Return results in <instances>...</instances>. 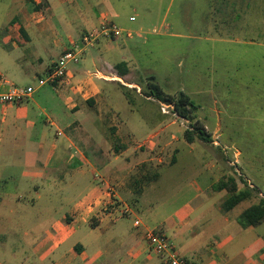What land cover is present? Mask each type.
Here are the masks:
<instances>
[{
    "label": "rangeland",
    "instance_id": "obj_1",
    "mask_svg": "<svg viewBox=\"0 0 264 264\" xmlns=\"http://www.w3.org/2000/svg\"><path fill=\"white\" fill-rule=\"evenodd\" d=\"M67 1L56 7L54 0H0V74L5 80L14 82L19 88H34L38 80L46 76L43 74L36 81L14 77L8 63L12 49L1 44L11 26L21 34L16 25L22 22L29 23V29L42 24L47 31L54 32L50 36L51 42L56 39L66 47L84 48L80 40L94 28H84V23L70 21L76 30L74 37H68L60 16L67 14L70 17L76 11L71 0ZM101 1V7L112 13L114 24L124 30L136 31L140 36L117 40L100 37L93 46L85 47L80 61L69 68L82 67V61L87 59L89 72L100 70L108 76L94 79L115 81V84H106L112 86L102 88L99 96L85 102V109L95 119L98 128L95 142L103 143L100 142L93 154L111 159L118 156L123 167L125 160L137 164L130 172V186L136 189L135 194L141 185L136 184L140 175L141 181L143 176L150 180L157 176L155 182L152 179L153 186H146L145 195L137 204L140 217L150 227H156L165 216L194 195L190 186L192 181L201 185L205 177H211L209 168L216 161L224 177L232 176L239 189L256 188L251 191L253 195L249 202H257L260 198L257 192L264 193V0H239L240 4L238 0ZM13 17L15 20L7 26ZM129 17L135 20L130 22ZM154 28H159L161 33H153ZM19 38L23 39L22 34ZM31 38L34 42L38 39ZM251 41L262 45H250ZM132 46L134 49L130 51ZM18 51L27 56L31 48L29 44L19 46L14 55ZM40 55L45 60V53L41 51ZM124 57L129 73L126 78L119 77L115 68ZM149 83L157 84L166 97L184 93L198 108L189 114L188 120L178 117L171 105L147 97ZM46 94L60 101L56 110L42 102L47 116L52 120L55 115L63 116L61 108H65L58 90L45 85L34 97ZM28 107L33 111L32 121L36 128L46 132V115L31 103ZM196 122L210 134L212 143L195 136L191 144L186 142L184 131ZM49 130L53 138L54 128ZM32 131L35 129H26L28 147L23 156L16 159L14 177L8 180V187L3 190L8 201L0 211L4 219L0 222V264H51L49 257L41 260L32 256V251L44 238L46 230H51L53 222L58 221L66 210L55 196L47 200L42 198L34 204L27 202L30 200L26 192L28 185L44 184L33 176L34 168H28L37 147ZM65 134L73 138L68 131ZM73 143L72 154L79 150L88 156L86 146L75 140ZM123 146L129 149L127 157L120 155ZM172 157L174 161L170 163ZM21 162L23 165L19 166ZM128 171L127 168L123 173L128 174ZM213 174L212 180L218 181L217 173ZM68 179L64 178L66 182ZM108 181V186L115 187L119 194V181L112 178ZM18 182L22 186L20 184L17 189ZM86 183L81 181L80 185ZM45 185L40 188L44 192L50 189ZM24 194L26 197L22 199ZM56 194L60 195V191ZM122 200L132 201L123 199V196ZM242 207L243 203L237 209ZM76 239L75 234L70 236L67 246Z\"/></svg>",
    "mask_w": 264,
    "mask_h": 264
},
{
    "label": "crops",
    "instance_id": "obj_2",
    "mask_svg": "<svg viewBox=\"0 0 264 264\" xmlns=\"http://www.w3.org/2000/svg\"><path fill=\"white\" fill-rule=\"evenodd\" d=\"M67 2L69 1L54 0L53 3L59 7ZM70 2L76 12L70 17L67 14L60 16L70 38L74 37L76 30L71 22L84 23V26L82 24L84 28L86 26L95 28L104 18L111 21L112 13L101 7L103 4L101 0ZM12 20L15 18L9 20L7 26ZM14 27H9L1 44L7 49H12L8 55L9 69L18 80L36 81L47 73L48 68L65 50L70 48L63 46L56 39L51 42L50 36L52 37L54 32L47 31L46 26L43 27L42 24L37 25L35 29H29V23L26 22L16 25L19 30H23V33L20 31L23 39L19 38L21 34ZM31 36L38 38L36 42L32 41ZM250 43V45H262L254 41ZM26 44L31 48L30 54L27 53L25 56L18 51V54L14 55L19 46ZM133 49V46L130 47V51ZM41 51L45 53V60L40 55ZM121 63L128 68L125 57L115 64V68ZM81 65L82 67L79 68H68L63 84L57 89L62 106L65 108H61L63 116L55 115V120H52L47 116L46 108L42 107L43 102L52 109H59L60 101L57 97L48 94L34 97V94L44 86L38 88L29 99L19 105L0 107V189L2 190L0 211L8 201V196L5 197L3 190L7 189L8 180L14 177L16 159H20L25 148L28 147L26 129H35L32 131L33 139H37L36 152L33 153V161L29 163L28 168H34L33 176L38 181L44 182L41 186L28 185L26 192L30 200L27 202L34 204L42 198L47 200L55 196L59 199V204L66 206L59 220L53 222L51 230H46L44 238L37 243L32 256L35 255L41 260L49 257L51 264H162L159 257L149 252L143 236V228H157L170 239L176 252L186 260L187 264H264V222L257 226H244L240 222L242 212L250 205L256 204L264 197V193L258 191L260 198L257 202L251 203L250 200H245L241 202L242 208L237 209L240 203L233 209L224 211L221 204L226 191L215 192L211 189L217 182L211 178L214 172L217 173L216 179L220 180L225 176L217 167V161L209 168L211 177L210 175L205 177L201 185L192 181L190 186L194 195L165 216L156 227H150L141 218L142 216L140 217L137 204L145 195L146 186H153L157 176L152 177L153 182L152 179L147 181V177L144 176L141 181L139 179L141 175L136 180L135 176L136 184L141 183L137 189L140 193L135 194L136 189L130 186V172L137 164L127 163L128 161L125 160L126 164L123 167L122 160L118 156L111 159L109 156L93 154L101 141L98 142L99 144L95 142V135L99 132L95 119L85 109V102L99 96L102 88L112 86L106 84H115L113 83L115 81L101 82L90 76L91 72L86 68L89 65L87 59H84ZM128 75L127 72L122 77L126 78ZM9 83L15 85L14 82ZM29 103L46 115L45 124L48 127L46 132L36 128L32 121L33 111L28 107ZM91 123L93 125H90ZM51 128H54L53 138L49 134ZM66 131L72 135V139L65 134ZM74 140L87 147L88 156L79 150L75 155L70 152L71 147H75ZM128 150L123 146L120 155L127 157ZM20 165H23L22 162L19 163ZM127 168L128 174H124L123 170ZM23 174L24 172L21 174L22 177ZM65 177L69 178L68 182L64 180ZM108 177L119 181L118 187L121 192L118 194L113 187L114 198L120 207H127L130 210L128 216L119 215L120 207L115 210L109 208V198L106 193L110 183ZM81 181H87L86 185H80ZM20 184L22 186V183L18 182L17 189ZM44 185L50 188L46 192L40 189L44 188ZM82 187L83 189L80 190ZM57 191H60V195L56 194ZM122 196L123 199L132 201L125 202ZM24 197L25 194L22 199H25ZM19 200L20 198L17 199ZM135 219L141 221L142 227L133 226ZM3 220L0 216V222ZM74 234L77 239L67 246V239ZM63 246H66L65 249L62 248Z\"/></svg>",
    "mask_w": 264,
    "mask_h": 264
},
{
    "label": "built area",
    "instance_id": "obj_3",
    "mask_svg": "<svg viewBox=\"0 0 264 264\" xmlns=\"http://www.w3.org/2000/svg\"><path fill=\"white\" fill-rule=\"evenodd\" d=\"M134 20V17L129 18L130 22H133ZM135 32H132L131 30H124L112 21L104 18L100 21L97 27L83 35L81 43L85 48L87 46H92L100 37L117 40L123 37L131 39L133 35L140 36L139 33ZM152 32L155 34L161 33L159 28H154ZM82 51L83 49H76L75 47L65 50L57 61L53 63L50 71L46 73L45 78L39 79L38 84L34 88H19L9 83L0 74V107L13 104L19 105L29 99L38 88L45 85L50 86L53 90H57L63 84L69 65L77 64L80 61ZM89 75L96 78L108 77L100 70H96ZM106 193L109 198L108 205L114 210L120 207V205H118L114 200V191L112 187L107 186ZM118 213L121 216H128L130 214V210L127 207H120ZM133 226L135 228H140L142 227V223L138 219H135L133 221ZM143 236L149 252L159 257L162 264H187L186 260L176 252L170 239L160 229L143 228Z\"/></svg>",
    "mask_w": 264,
    "mask_h": 264
},
{
    "label": "trees",
    "instance_id": "obj_4",
    "mask_svg": "<svg viewBox=\"0 0 264 264\" xmlns=\"http://www.w3.org/2000/svg\"><path fill=\"white\" fill-rule=\"evenodd\" d=\"M20 31L23 33V30ZM116 70L119 77H122L127 73L124 63L118 64L116 66ZM122 87L127 89V87ZM148 89L149 95H147V97L152 96L159 102L162 101L171 105L173 113L185 120H188L190 118L189 114L198 108V106L195 105L194 102L182 92H179L175 97H166L164 96L160 87L155 83H149ZM193 136L206 143H212L210 134L205 131L204 127L198 125L197 122L191 124V127L184 131V139L187 143L191 144L193 142ZM173 161L174 158L172 157L170 163H173ZM153 178H156V175H154ZM146 180L149 181L150 178H146ZM211 189L215 192H220L222 190L226 191L225 198L221 204V207L224 211L233 209L235 206L245 200H250L253 195L251 191L256 190V188L251 187L239 189L236 180L232 176L223 177L213 184ZM137 193L139 194L140 191ZM240 222L244 226H257L264 222V197L260 198L256 204L250 205L242 212L240 215Z\"/></svg>",
    "mask_w": 264,
    "mask_h": 264
}]
</instances>
